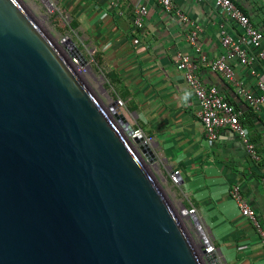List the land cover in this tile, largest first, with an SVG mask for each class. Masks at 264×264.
I'll use <instances>...</instances> for the list:
<instances>
[{
    "label": "water",
    "instance_id": "water-1",
    "mask_svg": "<svg viewBox=\"0 0 264 264\" xmlns=\"http://www.w3.org/2000/svg\"><path fill=\"white\" fill-rule=\"evenodd\" d=\"M84 64L34 0H0V264H218Z\"/></svg>",
    "mask_w": 264,
    "mask_h": 264
},
{
    "label": "crops",
    "instance_id": "crops-1",
    "mask_svg": "<svg viewBox=\"0 0 264 264\" xmlns=\"http://www.w3.org/2000/svg\"><path fill=\"white\" fill-rule=\"evenodd\" d=\"M186 16V25L165 14L153 0H125L122 15L109 0H55L72 16L77 35L97 55L105 73L117 82L113 90L122 101L121 111L134 129L149 139L157 158L158 176L169 183L171 195L181 208L195 210L220 264H264L257 233L230 197L237 186L244 201L264 229V105L249 107L236 96L234 86L199 64L198 55L212 62L223 53L220 28L233 38L240 35L234 23H224L213 0H172ZM264 35V0H231ZM148 9L140 37L131 26L136 6ZM224 24V25H223ZM198 28L199 52L186 41L189 30ZM252 61L248 66L231 62L235 80L253 93L264 83V68L256 51L245 45ZM197 62L198 75L214 87L245 118L242 126L260 157L254 161L241 139L221 130L209 144L198 118V101L174 64L176 54ZM253 71V74L251 73ZM178 172V184L170 175Z\"/></svg>",
    "mask_w": 264,
    "mask_h": 264
},
{
    "label": "built area",
    "instance_id": "built-area-1",
    "mask_svg": "<svg viewBox=\"0 0 264 264\" xmlns=\"http://www.w3.org/2000/svg\"><path fill=\"white\" fill-rule=\"evenodd\" d=\"M124 1L109 0L110 6L117 11L118 15H122L120 9ZM153 1L160 6L165 14L172 16L178 23L187 24L186 16L180 8L175 6L172 0ZM213 5L224 17V23H234L241 33L237 38H233L227 33L224 26H221L220 41L223 53L212 62L206 61L204 57L198 55V63L208 67L212 72L219 74L227 83L232 84L236 96L249 107L257 109L259 106L264 105V83H257V93L248 90L245 86L236 82L231 62L235 61L243 66H248L252 61V57H250L245 45H249L251 49L256 51L255 57L264 68V35L253 26L249 18L231 0H213ZM147 16L148 9L146 6L139 5L133 10L130 22L138 37L141 35ZM199 31L198 28H194L186 34V41L196 52H199L197 47ZM174 64L182 71L185 82L198 101V118L203 126L204 140L211 144L217 139L221 130L231 131L241 139L251 159L256 162L259 161L260 157L255 146L248 140L245 129L240 123V113L219 94L216 88L208 87L202 82L198 75L199 66L197 62H194L187 55L178 53L175 56ZM251 73L253 74V71ZM117 102L119 107L122 108V101L117 99ZM138 134L142 133L139 130H134V134L131 137L133 138ZM145 141L150 143L146 137ZM170 181L172 184H178V172L175 171L170 175ZM260 181L264 185V175ZM230 197L239 207L242 216L253 225L264 253V229L257 220L255 212L248 207L237 186L230 189ZM188 212L189 214L195 213V210L192 209ZM206 253H214V248L211 244L206 248ZM218 264H220L219 261Z\"/></svg>",
    "mask_w": 264,
    "mask_h": 264
},
{
    "label": "rangeland",
    "instance_id": "rangeland-1",
    "mask_svg": "<svg viewBox=\"0 0 264 264\" xmlns=\"http://www.w3.org/2000/svg\"><path fill=\"white\" fill-rule=\"evenodd\" d=\"M34 1L45 10V12L52 20V22L54 23L60 34L63 36V38H69L79 50V52L82 54L85 60V64L82 66L87 71L95 85L98 87V89L110 105L114 100H116L114 90L110 85H108L107 80L105 78V71L103 67L98 63L97 55L92 53L91 46L85 42L83 37L77 35L76 30L72 28L71 14L68 11L63 10L62 6L55 2V0H49V4H46L42 0ZM152 168L155 171L154 166H152ZM161 181L171 194V188L169 183L162 179ZM191 228L196 237L194 228ZM196 240H198L197 237Z\"/></svg>",
    "mask_w": 264,
    "mask_h": 264
},
{
    "label": "trees",
    "instance_id": "trees-1",
    "mask_svg": "<svg viewBox=\"0 0 264 264\" xmlns=\"http://www.w3.org/2000/svg\"><path fill=\"white\" fill-rule=\"evenodd\" d=\"M72 28L76 29V25L74 23H72ZM98 63L100 64L99 60H98ZM105 78L107 80L108 85H110L111 87H114V84L117 82L116 76L111 72H107L105 73ZM239 120L242 124L245 123V118L243 115L240 116Z\"/></svg>",
    "mask_w": 264,
    "mask_h": 264
}]
</instances>
